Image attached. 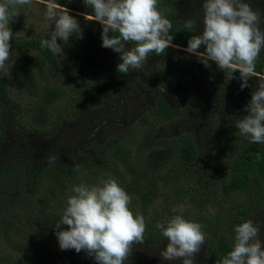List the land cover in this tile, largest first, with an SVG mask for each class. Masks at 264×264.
Instances as JSON below:
<instances>
[{"label": "trees", "instance_id": "trees-1", "mask_svg": "<svg viewBox=\"0 0 264 264\" xmlns=\"http://www.w3.org/2000/svg\"><path fill=\"white\" fill-rule=\"evenodd\" d=\"M72 1L57 0L76 13L94 14L83 0H76L73 6ZM202 2L187 0L185 8L184 0H158V8L173 24L172 43L180 47H169L162 55L150 53L143 69L137 70L150 88L156 83L164 85L166 91L156 94L139 119L143 133L136 145L132 146L134 131L129 127L101 144L97 150L99 163L84 154L73 166L60 162L50 166L46 161L34 166L33 156L19 147L7 159L8 153L0 152V161L4 159L0 163V230L17 252V256L1 255L0 264H97L83 250H56L49 245L51 238L57 239L55 224L62 218L56 211L60 206L57 203L66 198L70 185L82 181L98 184L114 178L119 182L145 218L142 245L147 249L157 247L164 239L155 227L159 216L151 209L160 193L165 196V189L174 206L186 203L199 210L212 207L209 215L187 218L182 213L204 226L207 234L195 264H219L233 249L234 227L244 220L264 223V144L251 143L250 137L241 135L236 127L247 115L244 106L258 79L264 80V50L256 62L258 76L250 77L252 87L243 90L238 71L220 70L215 63L206 68L196 56L183 51L190 37L203 30L192 18L203 16ZM251 2L254 9L264 10V0ZM36 5L35 14L28 13L30 4L19 7V15L10 22L14 34L9 42L11 55L0 69V144L10 124L22 133L53 137L55 142L44 150L53 153L63 124L61 109L54 104L66 100L62 109H71L73 119L98 108L105 94L117 96L119 104V95L125 97L132 91V72L117 71L122 62L120 54L102 47V25L89 19L80 18L82 38L74 33L66 45L57 38L63 56L41 48L42 39H51L54 24L45 17V5ZM189 21L193 22L191 28ZM82 55H86L85 61ZM203 84L209 88L211 101L204 97L203 89L200 91ZM22 95L28 102L9 100ZM206 119L210 125L205 127ZM164 123L167 133L159 135L156 128ZM41 151L43 147L35 156ZM174 209L170 204L162 205L161 221L178 214ZM150 210L155 215L147 216ZM66 229L67 225H61V230ZM14 233L21 240H11ZM175 262L182 264L180 260ZM128 264L151 263L135 258Z\"/></svg>", "mask_w": 264, "mask_h": 264}, {"label": "clouds", "instance_id": "clouds-1", "mask_svg": "<svg viewBox=\"0 0 264 264\" xmlns=\"http://www.w3.org/2000/svg\"><path fill=\"white\" fill-rule=\"evenodd\" d=\"M32 0H3L0 2V69L10 59V40L13 32L10 22L19 15L21 6ZM45 5V17L53 22L51 39H42L41 48L49 49L56 56H63L59 38L67 44L75 33L82 38L79 21L70 15V9L57 0H38ZM93 9L91 20L102 25V47L120 54L119 73L128 74L143 69L150 53L162 55L172 43V22L158 8V0H83ZM203 30L188 40L186 53L194 55L206 67L215 63L218 69L239 72L240 88L252 87L250 77H257L256 62L264 50V10L252 7L251 0H203ZM188 22V28L192 27ZM111 33V35H110ZM200 49H203L200 51ZM232 78V76H231ZM251 94L244 106L247 115L236 125L241 135L250 142L264 144V80ZM165 92L164 85L158 87ZM57 155L47 158L54 165ZM80 171V167L77 166ZM66 202L61 220L55 224L61 250H82L93 257L97 264H125L134 245L143 244L146 231L145 218L130 209L132 197L114 178L98 184L81 182L74 186ZM178 214L156 224V229L167 239L160 256L167 261L195 264V256L206 242L207 234L200 223L186 219L183 208L174 209ZM61 225H67L61 230ZM264 223L244 220L234 227L233 249L221 258L219 264H264Z\"/></svg>", "mask_w": 264, "mask_h": 264}, {"label": "rangeland", "instance_id": "rangeland-1", "mask_svg": "<svg viewBox=\"0 0 264 264\" xmlns=\"http://www.w3.org/2000/svg\"><path fill=\"white\" fill-rule=\"evenodd\" d=\"M32 2L34 3L30 4L28 13L30 12L31 14H35L38 9L36 3H41H39L38 0H32ZM251 3L252 5L254 4L253 2ZM71 4L72 6L75 5L76 0H73ZM186 6L187 0H184V7L186 8ZM69 14L74 17L77 15L78 18L76 19L79 22L80 18L83 20H91V17L76 13L72 10ZM192 18L195 20L196 24L202 28L203 16L200 15L197 20L195 19V17ZM92 21L97 22L95 20ZM85 57L86 55H82V61L86 60ZM229 70L232 71V69ZM131 75L132 84H129L132 85V91L130 95L125 92V97L119 95V104L116 102L117 96L105 94L103 96V102L98 108H93L91 110L82 112L73 119V111L71 109L69 111L62 109V106H65L64 104L66 100H63V102L59 101L55 103L54 105L57 106L56 109H61L60 117L63 118V124L58 132L60 141L58 140L56 150L53 153L49 151H44L47 150L46 148L48 146H52L53 142H55V139H53V137L44 138L38 135L22 133L15 127H11L10 124L8 126L7 134L5 136V141L4 143L0 144V152L6 151L8 153L6 155L7 159L9 156L13 155V151L18 149L16 147H19L21 151H26L30 156H33L35 161H32V164L34 166L44 163L43 161H46L45 165H48L47 158L50 155H57L58 159L56 162H60L67 166H73L74 164H76L78 161V156L84 154L88 155V157H90L95 163H99L97 157V150L99 149L101 144L104 143L107 139L113 137L114 135L118 134L119 132H122L124 129L129 127L131 130L134 131L132 146L136 145L140 141L143 133V128L139 124V119L147 112V107L154 102L156 94L160 92V90L156 91L160 84L157 85L156 83H153L150 88L147 84L148 81L138 71L132 72ZM215 84L218 83L215 82ZM202 89L204 91L202 92L204 94V97L208 98V100L210 99L209 101H211V96L208 93V86L203 84L200 91ZM195 92L199 93L198 91ZM22 96L23 98L11 96L9 100L20 103L28 102V98H26V96L24 95ZM55 113L56 111L53 113V115ZM204 123L205 124H203V126L206 127L210 125V120L206 119ZM167 129L168 125L165 123L161 124L160 126H157L156 128L159 135H165L167 133ZM179 130L184 132L185 128L183 126H180ZM172 131L176 132V130ZM206 131L209 132L210 130L207 129ZM42 147L43 151L39 153V157H36L35 155L37 154L38 148ZM41 156L46 157V159H41ZM3 160L4 159H2L0 163ZM72 188L73 186L70 185L66 198H63L61 202L57 203V206L60 205L56 208V211L58 213L63 214V211L66 208L67 199L70 195L73 194L71 191ZM164 194L165 196L163 195V193H160L159 198L156 200L155 205L151 209L154 212H157L155 213L156 216L161 217V206L164 204H170L172 207H175V209L182 207L183 211L187 214V218H194L203 214L209 215L214 211L212 207L208 209L203 208L202 210H199L186 203H177L174 206L172 204L173 199L171 197L170 192L165 189ZM130 209L133 211L134 214L137 213V206L133 198L131 200ZM151 210L147 216L151 214ZM159 217L155 218L156 224L161 221V218ZM263 229L264 228L261 229V238ZM11 236V240H21V236L18 234L14 233V235L12 234ZM49 245L50 247L56 250H59L60 248L58 239L56 238H51L49 240ZM166 245V238H164L157 247L151 249H147V247L141 244L134 245L133 251L129 259L125 262V264L131 263V261L135 258H139V260L141 261H144V259H146L151 264H180L176 263L175 261H167L161 258L160 253L166 247ZM5 254H15V256H17V252L13 251L10 246V240H7L6 237H4L2 230H0V256Z\"/></svg>", "mask_w": 264, "mask_h": 264}]
</instances>
